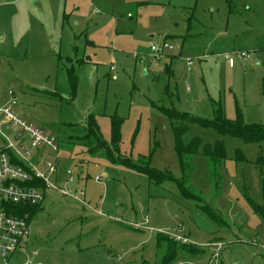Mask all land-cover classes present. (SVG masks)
Masks as SVG:
<instances>
[{
    "label": "rangeland",
    "instance_id": "1",
    "mask_svg": "<svg viewBox=\"0 0 264 264\" xmlns=\"http://www.w3.org/2000/svg\"><path fill=\"white\" fill-rule=\"evenodd\" d=\"M16 4L0 15V108L56 137L60 175L70 170L68 187L85 197L47 192L38 205L18 206L31 233L10 264H162L159 241L177 236L202 252L180 249L169 264H207L215 242L224 244L219 264H264V224L249 204L263 203L264 143L190 123L183 145L200 146L183 170L175 131L184 123L167 115L264 127V0ZM150 42L173 49L158 60ZM19 131L0 114V149L1 133ZM90 134L103 148L94 150ZM219 144L225 160L213 165L205 151Z\"/></svg>",
    "mask_w": 264,
    "mask_h": 264
},
{
    "label": "built area",
    "instance_id": "2",
    "mask_svg": "<svg viewBox=\"0 0 264 264\" xmlns=\"http://www.w3.org/2000/svg\"><path fill=\"white\" fill-rule=\"evenodd\" d=\"M5 1L15 3L18 0ZM149 47L150 52L158 60L165 56L166 50L173 49L166 42L161 46L150 42ZM238 55L244 61L251 57L246 53ZM226 59L230 65L234 64L231 55H226ZM0 114L20 129L13 135L1 133L5 146L0 150V264H10L12 255L25 247L31 227L28 216L9 213L7 203L38 205L44 201L47 192L58 193L63 197H71L83 202L85 193L72 191L68 187L73 183L70 170L60 175V147L56 137L45 134L34 124L17 117L7 106L0 108ZM48 157H52L53 160H49ZM175 240L183 244L190 242L188 238L180 236L175 237ZM210 247L212 258L207 264H219L224 244L215 242Z\"/></svg>",
    "mask_w": 264,
    "mask_h": 264
},
{
    "label": "trees",
    "instance_id": "3",
    "mask_svg": "<svg viewBox=\"0 0 264 264\" xmlns=\"http://www.w3.org/2000/svg\"><path fill=\"white\" fill-rule=\"evenodd\" d=\"M166 68L170 70L171 66H167ZM262 94L264 95V83L262 86ZM167 115L172 120L182 121L184 123V125L182 126H177L176 131H175L176 151L179 156L180 164L183 170H186V168L184 167L186 165L184 163L185 155L197 153L199 146H200V143L196 141L193 143L192 147L190 148H187L183 145L182 137L187 132V125L190 123L197 124L202 127L210 128L214 130L215 132H218L219 134L224 135V136L238 138L248 144H263L264 143V127L259 124H245L240 118L234 121L224 119V118H221L220 120H216V121H210L206 119H201L199 117L191 116L185 113L183 114L177 113L176 111H171V112L168 111ZM91 120L94 126L98 127L96 125V122L93 119ZM121 122H122V119H117L115 123H113L112 142L114 146H117L118 143L120 142ZM91 136L93 137L94 134H90V137L88 138V143L95 146L94 150L103 148V145L99 140L92 142ZM205 155L213 161V165H216L217 163H221L223 160H225L224 159L226 155L225 148L222 144L215 146L214 150L211 147H209L205 151ZM238 159L242 160L244 158L243 156L238 155ZM257 164L258 166L261 167V172H262L263 203L260 205V204L253 202L251 199L250 200L248 199V200H249V204L254 214L257 215L261 219L262 224H264V170H263L264 160H259ZM139 168H141L144 172H147L148 175L152 177V179L154 177H155V180L157 181H160L163 179V177H161V174L159 176L157 173H152L153 172L152 169H145L142 167H139ZM21 205L27 206L24 204L7 203L6 207L9 213L24 217L28 214H27V211L23 210L22 208H18V206L21 207ZM209 216L214 219L215 214L211 213L209 214ZM28 218H30V214ZM162 242H164L166 245L165 253L162 259V264H169L173 262L178 257V251L180 249H184L187 252L194 253V254H197V252H202V251L195 249L194 246L189 247L186 245H179L178 244L179 242L175 241L174 239L168 238V237L161 238V241H159V246H161Z\"/></svg>",
    "mask_w": 264,
    "mask_h": 264
},
{
    "label": "crops",
    "instance_id": "4",
    "mask_svg": "<svg viewBox=\"0 0 264 264\" xmlns=\"http://www.w3.org/2000/svg\"><path fill=\"white\" fill-rule=\"evenodd\" d=\"M17 7V4H16V2L15 3H11V4H9V3H7L6 1L5 2H2V3H0V15L2 14V13H4L6 10H15V8ZM1 19L2 18H0V22H1ZM0 26H1V23H0ZM3 37V38H2ZM5 41V37L4 36H2V34L0 33V44L2 43V42H4ZM149 42V41H148ZM2 52H0V54H1ZM4 55V54H3ZM168 63L166 64V67H167V65H170L171 66V62H172V59L171 58H168ZM18 133V132H17ZM13 134H16V133H12L11 135H13ZM2 137V136H1ZM4 148V147H3ZM1 150V149H0ZM60 156V155H59ZM59 162H61V166H62V161H61V159L59 158ZM60 166V167H61ZM63 175V174H62ZM61 175V176H62ZM62 179V178H61ZM61 182V181H60Z\"/></svg>",
    "mask_w": 264,
    "mask_h": 264
}]
</instances>
